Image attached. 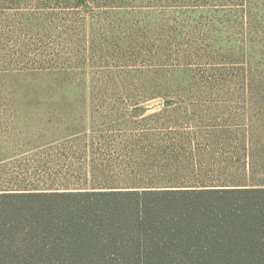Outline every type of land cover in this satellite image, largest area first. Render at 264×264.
I'll return each mask as SVG.
<instances>
[{
  "label": "rangeland",
  "instance_id": "374dc122",
  "mask_svg": "<svg viewBox=\"0 0 264 264\" xmlns=\"http://www.w3.org/2000/svg\"><path fill=\"white\" fill-rule=\"evenodd\" d=\"M61 3L40 9L32 0H0V147L21 143L14 126L38 121L21 113L40 105L30 103H178L169 104L177 106L172 111L198 110L195 103H213L218 111L226 103H264V0ZM248 64L259 73L256 83L246 81ZM139 121L173 125L166 131H189L204 144L218 135L219 146L237 148L243 136L225 127L242 119L220 115ZM185 124L214 128L185 130ZM11 184L27 186L0 174V189Z\"/></svg>",
  "mask_w": 264,
  "mask_h": 264
},
{
  "label": "trees",
  "instance_id": "16d2710c",
  "mask_svg": "<svg viewBox=\"0 0 264 264\" xmlns=\"http://www.w3.org/2000/svg\"><path fill=\"white\" fill-rule=\"evenodd\" d=\"M251 67L249 84L259 79ZM191 183L200 186L0 193V264H264V180Z\"/></svg>",
  "mask_w": 264,
  "mask_h": 264
},
{
  "label": "crops",
  "instance_id": "0c3cea01",
  "mask_svg": "<svg viewBox=\"0 0 264 264\" xmlns=\"http://www.w3.org/2000/svg\"><path fill=\"white\" fill-rule=\"evenodd\" d=\"M30 104L40 105L27 106L30 110L21 113L38 121L14 126L21 131V143L15 141L14 146L0 147V174L8 180L25 181L27 186L11 184L0 189V193L197 187L200 185L191 182L241 176L264 180V175L257 174L264 173V128L261 130L259 122L264 120V103H226L222 111L214 110L213 103H195L199 104L195 105L198 110L190 111L169 110L177 107L169 104L178 103ZM189 114L193 119L219 115L242 119L241 123L225 126L243 132L237 148L226 143L204 144L197 134L189 135V131L181 136L171 133L175 131H166L173 125H145L139 121ZM208 127L214 128L213 125H183L185 130ZM155 131L163 132L156 137L145 135ZM209 145L220 149L214 153ZM147 153L153 156L146 157ZM215 157L217 163H214ZM213 164L222 168L214 170Z\"/></svg>",
  "mask_w": 264,
  "mask_h": 264
}]
</instances>
